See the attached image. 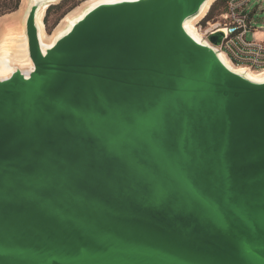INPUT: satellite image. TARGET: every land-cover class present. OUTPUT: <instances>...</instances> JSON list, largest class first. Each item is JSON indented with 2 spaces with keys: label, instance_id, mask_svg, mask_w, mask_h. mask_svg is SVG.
Returning <instances> with one entry per match:
<instances>
[{
  "label": "water",
  "instance_id": "95a60500",
  "mask_svg": "<svg viewBox=\"0 0 264 264\" xmlns=\"http://www.w3.org/2000/svg\"><path fill=\"white\" fill-rule=\"evenodd\" d=\"M205 2L101 3L45 51L29 6L31 67L0 77V264H264V82L186 32Z\"/></svg>",
  "mask_w": 264,
  "mask_h": 264
},
{
  "label": "bare ground",
  "instance_id": "6f19581e",
  "mask_svg": "<svg viewBox=\"0 0 264 264\" xmlns=\"http://www.w3.org/2000/svg\"><path fill=\"white\" fill-rule=\"evenodd\" d=\"M116 1L120 0H89L86 2L85 8L79 12L77 16L67 20V26L63 31L48 35L44 32L41 19L47 7L52 5L54 0H28V3L30 2L29 6H32L36 3L39 4L35 15V24L37 28L38 41L42 51L51 48L55 42L64 34H66L72 25L81 19L88 10L101 3H111ZM214 2L215 0H206V2L200 8L198 14L184 22V29L186 32L195 41L209 47H211L209 42L206 40L204 33L196 27V22L206 15L209 7ZM2 34L3 36L0 41V77L6 76L12 72L14 67H31V62L27 53L26 38L22 43L19 44L18 40L16 39V35L13 34L9 28H4ZM218 58L220 62L233 73L243 75L246 79L255 83L264 82V70L255 72L244 67H236L225 57V55L220 53L218 54Z\"/></svg>",
  "mask_w": 264,
  "mask_h": 264
},
{
  "label": "rangeland",
  "instance_id": "374dc122",
  "mask_svg": "<svg viewBox=\"0 0 264 264\" xmlns=\"http://www.w3.org/2000/svg\"><path fill=\"white\" fill-rule=\"evenodd\" d=\"M13 1L0 0V41L3 36V29L9 28L16 35V39L20 44L25 40L24 18L30 2L28 3V0H20L15 11L7 12L8 5ZM87 1L89 0H54L52 3L53 7L48 11L45 10L41 19L44 32L52 35L63 31L67 26V20L77 16L85 8ZM215 5V8L210 13L209 9L211 6L206 15L196 22V27L198 29L200 27L202 32L222 21L221 16L225 14L223 4L217 2ZM244 14L250 20L251 27L256 29V32H247L245 40L264 42V0H250L244 10Z\"/></svg>",
  "mask_w": 264,
  "mask_h": 264
},
{
  "label": "built area",
  "instance_id": "2783aa9c",
  "mask_svg": "<svg viewBox=\"0 0 264 264\" xmlns=\"http://www.w3.org/2000/svg\"><path fill=\"white\" fill-rule=\"evenodd\" d=\"M250 0H227V9L221 16V22L203 31L207 40L209 35L217 32L223 34L219 46H210L236 67H244L258 72L264 70V42L245 40L247 32H256L244 10ZM199 30L201 28L199 27Z\"/></svg>",
  "mask_w": 264,
  "mask_h": 264
},
{
  "label": "trees",
  "instance_id": "16d2710c",
  "mask_svg": "<svg viewBox=\"0 0 264 264\" xmlns=\"http://www.w3.org/2000/svg\"><path fill=\"white\" fill-rule=\"evenodd\" d=\"M19 1L20 0H14L13 2H11L10 5H8V7H7V12L15 11L18 8ZM226 1L227 0H217L215 3H217V2L222 3L223 7H224V12H226V9H227ZM215 3L209 9V13L212 11L213 8H215V6H216ZM52 7H53V5H50L49 7H47L46 11L50 10V8H52Z\"/></svg>",
  "mask_w": 264,
  "mask_h": 264
},
{
  "label": "snow or ice",
  "instance_id": "6c2138e0",
  "mask_svg": "<svg viewBox=\"0 0 264 264\" xmlns=\"http://www.w3.org/2000/svg\"><path fill=\"white\" fill-rule=\"evenodd\" d=\"M10 254H13V253H7V252H4L2 249H0V255H10ZM15 255H18V256H24L25 253H15ZM160 264H173V262L171 261H167V260H162L160 261Z\"/></svg>",
  "mask_w": 264,
  "mask_h": 264
}]
</instances>
